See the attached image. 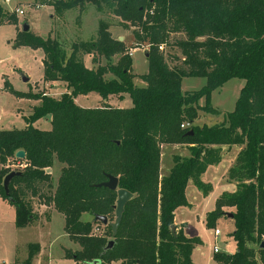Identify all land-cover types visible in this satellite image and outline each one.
Returning <instances> with one entry per match:
<instances>
[{"label": "trees", "instance_id": "16d2710c", "mask_svg": "<svg viewBox=\"0 0 264 264\" xmlns=\"http://www.w3.org/2000/svg\"><path fill=\"white\" fill-rule=\"evenodd\" d=\"M36 0L33 7L50 6L63 12L93 4L119 18L125 29H133L136 41L149 47V71L141 77L143 88L134 85L132 60L125 43L113 39L108 25L101 23L97 37L77 42L68 55L61 44L34 33L18 32L15 49L42 51L44 82H61L67 92L60 99L46 94L16 93L17 98L40 101L28 117L24 130L0 132V197L16 209L17 228L31 226L36 216L28 197L42 207H51L65 219L64 232L79 247L66 258L78 264H193L192 255L199 239L185 237L175 226V212L190 207L186 190L189 182L204 195L210 187L201 179L211 166L222 160L223 147H242L229 181L233 193H224L207 216V228L228 214L233 216L231 234L236 252L216 254L218 264H264V0ZM18 25V18L0 5V26ZM179 36L180 38H176ZM177 49L171 57L167 49ZM90 56L95 69L85 66ZM116 64L101 66V60ZM113 76L108 79L107 76ZM185 78H204L206 85L197 92L184 93ZM245 82L235 110L226 121L213 127H198L199 112L219 115L211 105L213 92L229 81ZM97 94L100 107L83 109L76 105L80 96ZM128 94L132 107L110 105L111 98ZM201 101L205 102L201 106ZM51 118V130L34 127ZM187 123L188 129L181 126ZM192 133V135H190ZM162 145L187 146L189 158L175 156L168 175L160 174ZM25 152V159L16 154ZM57 160L64 165L54 193H42L51 185ZM24 165L9 186L4 179L12 172L10 164ZM18 172V171H16ZM107 175L118 178L119 190L134 195L125 207L114 238L117 192L96 189L107 182ZM84 214L107 217L102 237H95L93 224L84 223ZM175 227V231L172 227ZM114 249L103 255L107 243ZM28 257L20 264H33L40 248L29 245Z\"/></svg>", "mask_w": 264, "mask_h": 264}, {"label": "rangeland", "instance_id": "374dc122", "mask_svg": "<svg viewBox=\"0 0 264 264\" xmlns=\"http://www.w3.org/2000/svg\"><path fill=\"white\" fill-rule=\"evenodd\" d=\"M74 0H63L64 3H72ZM36 0H11L6 4L0 0V5L8 12L16 15L17 8L27 9L24 16L16 15L18 25H4L0 27V132L24 130L26 128L25 117H28L30 106L39 103L24 98H17L13 93L5 88L6 82L13 91L20 94H30L38 96L48 94L56 99L66 93L63 86L53 89L44 83L43 53L30 48L15 49L14 42L18 32H22V25H30V32L47 39L50 35L56 37L64 51L69 55L71 46L77 42H90L96 39L99 25H108L113 39L126 38V55L132 60L131 73L135 76L134 85L137 88L146 86L141 80L149 71V47L136 41L133 29H124L123 24L116 17H113L108 10L100 11L93 4H86L83 13L79 8L65 11L64 18L56 16L55 8L33 7ZM58 2L51 0V4ZM52 16V18H51ZM55 18V19H53ZM59 18V20H58ZM180 38L179 36L176 37ZM133 49V56H129V51ZM148 54V57H146ZM167 54L171 57H179L177 49H167ZM120 57H114L111 62L103 60L102 66L108 63L116 64ZM90 67V61L87 62ZM30 79V84L23 82V77ZM110 77V76H109ZM112 78V77H111ZM109 78V79H111ZM204 78H185L182 81V91L192 93L200 91L206 85ZM245 83L242 80L234 79L225 84L222 88L212 94L211 105L219 112V115H211L199 112L200 124L194 123L198 127H213L221 125L226 121V116L235 110L242 88ZM100 97L97 94L77 97L75 103L83 109L99 108ZM41 105V103H39ZM202 104V103H200ZM111 106L120 109L132 107V100L128 94L122 99L111 100ZM204 106V101L203 104ZM187 124V123H184ZM41 131H50L51 123L49 119H41L35 123ZM187 146L162 145L160 159V174L166 175L169 168L174 165L175 156L189 158L191 156ZM241 147L224 148L223 159L219 166L210 168L202 175L204 183L210 187L208 195L197 190L193 182H189L186 190L187 201L192 208H182L179 219L187 224V234L193 239H199L201 245L193 254V264H216L214 262V249L218 248L222 254H233L235 252L234 242L230 235L234 231V225L228 220H219L215 228H207V216L214 211L216 201L224 194L235 191L236 183L229 181V169ZM234 153V154H233ZM234 155V156H233ZM234 158V159H233ZM233 162V164H234ZM10 170L22 171L24 165L10 164ZM64 165L57 160L52 169L48 170L52 181L50 188L42 187V193L53 194L57 188L58 180L61 176ZM32 204L36 216L35 222L26 228H17L15 225L16 209L9 201L0 197V264H20L28 257L29 245H37L40 248L38 256L33 264H78L76 261L66 258L65 252H76L79 247L70 241L64 232L65 219L63 215L57 213L53 206L42 207V202L31 197L27 198ZM84 223L93 224L95 237H102L105 228L101 224H96L90 214H84L81 218ZM219 230L222 235L216 238L214 232Z\"/></svg>", "mask_w": 264, "mask_h": 264}, {"label": "water", "instance_id": "95a60500", "mask_svg": "<svg viewBox=\"0 0 264 264\" xmlns=\"http://www.w3.org/2000/svg\"><path fill=\"white\" fill-rule=\"evenodd\" d=\"M30 31V26L28 24H24L22 27V32H29ZM120 42L123 41V39H119ZM146 57H148V54H146ZM23 82L24 83H28L29 82V78L27 77H23ZM190 135H192V133H190ZM25 152L24 151H20L16 154V159L18 160H24L25 159ZM21 173L13 171L11 172L5 179L3 182V188L4 191L6 193L7 196L10 195V190H9V186L11 181L17 177L20 176ZM107 182L105 183H101L99 185H95L94 188L96 189H107L109 191L112 192H117V203H116V207H115V221L113 224H111L112 227V233H113V237L115 238L117 236L118 233V229L120 227V224L122 222L123 219V214L125 212V207L127 206V204L133 200L134 195L129 193L128 191L125 190H119V180L116 177H113L111 175H107ZM228 218L233 219V216L231 214L227 215ZM95 222H99L104 226L108 225V219L107 217H102V216H96L95 217ZM172 230L175 231V227H172ZM116 243L114 240H111L107 243L106 247L104 248L103 251V255H106L108 252L112 251L115 247ZM261 249H264V243L261 244ZM91 264H101V261H94Z\"/></svg>", "mask_w": 264, "mask_h": 264}, {"label": "crops", "instance_id": "0c3cea01", "mask_svg": "<svg viewBox=\"0 0 264 264\" xmlns=\"http://www.w3.org/2000/svg\"><path fill=\"white\" fill-rule=\"evenodd\" d=\"M48 8H51V9H53V7H50V6H48ZM65 14V12H63L61 15H58L57 13H56V16L57 17H61L60 19H62V18H64V15ZM113 17H115L114 15H112ZM51 18H52V16H51ZM117 18V17H116ZM53 19H55V18H53ZM119 19V18H118ZM58 20H59V18H58ZM120 20V19H119ZM121 22V21H120ZM122 23V22H121ZM24 25V24H23ZM23 25H22V27H23ZM30 26V25H29ZM1 27V26H0ZM125 29V28H124ZM30 30H31V28H30ZM127 30V29H126ZM110 31V30H109ZM112 34V33H111ZM37 35V34H36ZM39 36V35H38ZM40 37H42V36H40ZM51 38V36L49 35L48 36V38ZM43 38V37H42ZM52 39H54V40H56L57 41V39H56V37H52ZM119 39H123V43H125L126 42V38L124 37V38H119ZM118 39V40H119ZM23 48H25V47H23ZM38 51H40V50H38ZM42 52V51H41ZM43 53V52H42ZM70 55V54H69ZM84 63H85V66L87 67V68H89V69H95V68H97L98 67V64L97 65H94L93 64V62H92V58L90 57V56H84ZM43 60H44V54H43ZM42 60V61H43ZM103 60L104 59H102L101 60V66H102V62H103ZM88 61H90V63H91V66L89 67L88 65H87V62ZM44 68V67H43ZM110 76V77H109ZM109 76H107V78L109 79V78H111V79H113V76H111V75H109ZM28 78V77H27ZM135 81V80H134ZM133 81V82H134ZM45 83V82H44ZM144 83V82H143ZM245 83V82H244ZM28 85L30 84V79H29V82L27 83ZM46 84H48V85H50L53 89H57L58 88V86L60 85V86H63L64 88H65V90H66V92H67V88H66V85L64 84V83H61V82H57V83H46ZM142 88V87H141ZM219 90V89H218ZM217 91V90H216ZM214 93V92H213ZM48 95V94H47ZM61 98V97H60ZM60 98H56V99H60ZM114 99H117V98H111V100H114ZM111 100H110V104H111ZM211 100H212V97H211ZM29 101H31V103L30 104H32L33 102L35 103V101H32V100H29ZM76 101V100H75ZM39 102V101H38ZM100 102H101V98H100ZM100 102H99V105H100ZM39 103H41V102H39ZM39 103H35L33 106H30V108H31V110L29 109L28 110V113H29V115H30V112L32 111V109L33 108H35V107H38V106H40V104ZM201 103L203 104V101H201ZM201 104V106H203ZM204 105H205V102H204ZM114 106V105H113ZM28 115V116H29ZM49 119V121H50V123H51V118L49 117L48 118ZM196 122H198L199 124H200V120H198V121H196ZM195 122V123H196ZM34 127L36 128V129H38L37 127H36V125H34ZM51 128H52V126H51ZM234 147H236V146H233V147H223L222 148V159H223V149L224 148H232V150H233V148ZM241 149H242V147H241ZM241 149H240V151H241ZM239 151V152H240ZM234 154V153H233ZM239 154V153H238ZM238 154H237V156H238ZM234 156V155H233ZM237 156H236V158H235V161H236V159H237ZM234 159V158H233ZM222 161V160H221ZM234 162V161H233ZM233 162H232V164H231V167H230V169L235 165V162H234V164H233ZM220 165V164H219ZM219 165H217V166H219ZM213 167H215V166H211V167H209L208 169H207V171L210 169V168H213ZM171 168L172 167H170L169 168V170H168V172H167V174L166 175H168V173H169V171L171 170ZM229 169V170H230ZM164 176V175H163ZM201 179H202V177H201ZM203 181V180H202ZM204 182V181H203ZM228 182H229V179H228ZM236 189V188H235ZM230 193H233V191H231ZM189 203V202H188ZM189 205L190 206H192L190 203H189ZM183 207H181V208H179V209H177L176 210V212H175V226L176 227H178V229L179 230H182L183 232H184V235H185V237H187V238H190V239H193V238H191V237H189V235H186L187 234V224L184 222V221H181L180 219H179V211L182 209ZM185 208V207H184ZM186 208H192V207H186ZM223 220H228L230 223H232L233 224V221H232V219H230V218H228L227 216L226 217H224V218H222ZM222 219H220V220H222ZM234 225V224H233ZM235 230V229H234ZM234 232V231H233ZM214 235H215V232H214ZM222 235V233L220 234V236ZM220 236L218 237V238H220ZM230 239L234 242V240H233V238L231 237V235H230ZM234 245H235V252H236V244H235V242H234ZM198 246H200V245H198ZM198 246H196L195 247V249L198 247ZM195 249H194V251H195ZM215 250V249H214ZM194 251H193V254H194ZM235 252L233 253V254H235ZM218 254H222L221 253V251L219 250V253ZM233 254H226V255H233ZM214 255H216L215 254V252H214ZM192 262H193V255H192ZM214 262L216 263V264H218L215 260H214ZM112 264H121V262H115V263H112Z\"/></svg>", "mask_w": 264, "mask_h": 264}, {"label": "built area", "instance_id": "2783aa9c", "mask_svg": "<svg viewBox=\"0 0 264 264\" xmlns=\"http://www.w3.org/2000/svg\"><path fill=\"white\" fill-rule=\"evenodd\" d=\"M3 1H4V3H6V4H8V3L11 2V0H3ZM38 8H39V7H38ZM26 11H27L26 8H25V9L17 8V9L15 10V13H16V15L24 16ZM133 52H134V50L131 49V50L129 51V56L132 57V56H133ZM189 127H190L189 124H183V125L181 126L182 129H188ZM220 234H221V232H220L219 230H216V231H215V237H216V238H218V237L220 236ZM214 252H215V254H218V253H219V249H218V248H215Z\"/></svg>", "mask_w": 264, "mask_h": 264}]
</instances>
